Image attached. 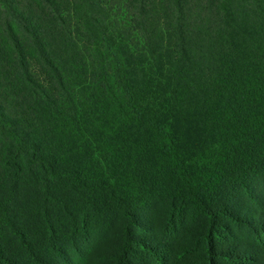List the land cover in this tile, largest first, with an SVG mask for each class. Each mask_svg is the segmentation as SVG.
Segmentation results:
<instances>
[{"label": "trees", "instance_id": "trees-1", "mask_svg": "<svg viewBox=\"0 0 264 264\" xmlns=\"http://www.w3.org/2000/svg\"><path fill=\"white\" fill-rule=\"evenodd\" d=\"M0 264H264V0H0Z\"/></svg>", "mask_w": 264, "mask_h": 264}]
</instances>
